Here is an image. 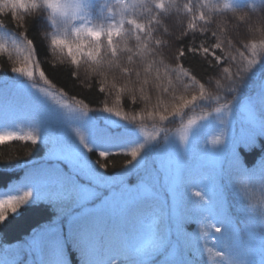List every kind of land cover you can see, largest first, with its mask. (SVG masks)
<instances>
[{
  "label": "snow or ice",
  "instance_id": "6c2138e0",
  "mask_svg": "<svg viewBox=\"0 0 264 264\" xmlns=\"http://www.w3.org/2000/svg\"><path fill=\"white\" fill-rule=\"evenodd\" d=\"M37 20L101 108L46 75ZM0 57V145L43 148L0 175V235L49 213L0 264H264V0H0Z\"/></svg>",
  "mask_w": 264,
  "mask_h": 264
},
{
  "label": "trees",
  "instance_id": "16d2710c",
  "mask_svg": "<svg viewBox=\"0 0 264 264\" xmlns=\"http://www.w3.org/2000/svg\"><path fill=\"white\" fill-rule=\"evenodd\" d=\"M100 2H103V0H100ZM220 2L223 3L224 0H220ZM249 2L251 3L253 0H249ZM232 15L233 14L231 12H228L227 15L221 19L227 20ZM169 23H174V21H170ZM29 36L34 39V42L37 44L38 54L41 59L46 61L43 65L45 67L46 75H48L49 79L52 80L56 88L64 89L67 93L69 101L72 97H76L79 100H84L90 108L98 109L102 107L105 97L98 90V78L92 77L90 80H85V69L83 66L81 67L80 77H72L71 71L73 69L69 65L67 59L65 58L64 63L61 64L59 62V53H51L47 48V42L42 36V22L40 20L35 21L31 25ZM186 42L187 41H181L180 43ZM203 42L204 38L202 36H198L195 40L196 44ZM212 42L213 41L209 40L205 43V46H208V43ZM180 43L177 44V47L180 46ZM217 54H219V52ZM4 61H6V57H0V63H3ZM185 66L194 67L196 69V73L200 74L197 76L198 79H200L201 75L205 74L207 69V65L203 64L200 58H190V62L186 63ZM5 67L10 69V65L8 64H6ZM207 74L215 75V73L210 71H208ZM6 78V76H0V80ZM125 110L128 111L130 109L125 106ZM89 114L91 115L92 113ZM73 127L77 128L79 126L73 125ZM168 127L175 128L178 127V124H169ZM149 128L151 129L150 126ZM22 131L26 132L28 129L23 128ZM208 131L211 132L212 129H209ZM81 132H83V129H81ZM262 149H264V145H262L261 148L254 150V152L248 157L250 164L254 162L255 158H257V155L262 151ZM42 150V146L38 145L34 147L24 141H7L4 145H0V175L5 177L7 183L18 182L22 179L23 172H12L9 171V168L25 159H38ZM90 157L93 159L97 158L95 152L91 153ZM128 158L129 157L125 155L109 156L107 162L110 164V171L119 170L120 167L123 166L124 161ZM4 161H8V163H4ZM104 162L105 161L103 160L101 161V163ZM6 186V184H0V188H4ZM48 219V211L43 207H37L25 211L24 215L12 221V223L4 230L3 235H0V245L9 246V251L7 253L0 251V258L11 259L15 255L17 248L20 246V242L29 239L32 230L38 225L45 223ZM240 227L242 228L243 224H240Z\"/></svg>",
  "mask_w": 264,
  "mask_h": 264
},
{
  "label": "rangeland",
  "instance_id": "374dc122",
  "mask_svg": "<svg viewBox=\"0 0 264 264\" xmlns=\"http://www.w3.org/2000/svg\"><path fill=\"white\" fill-rule=\"evenodd\" d=\"M148 130H149V131H151V129H150V128H149Z\"/></svg>",
  "mask_w": 264,
  "mask_h": 264
}]
</instances>
